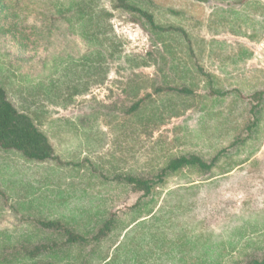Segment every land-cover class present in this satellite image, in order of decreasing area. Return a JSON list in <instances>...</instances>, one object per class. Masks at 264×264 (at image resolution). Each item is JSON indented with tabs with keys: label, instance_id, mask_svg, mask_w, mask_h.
<instances>
[{
	"label": "rangeland",
	"instance_id": "374dc122",
	"mask_svg": "<svg viewBox=\"0 0 264 264\" xmlns=\"http://www.w3.org/2000/svg\"><path fill=\"white\" fill-rule=\"evenodd\" d=\"M50 1L0 0V79L61 161L29 162L0 150V187L9 197L0 205V229L26 227L25 217L57 219L90 239L112 213L107 237L71 247H61V233L31 226L51 238L40 243L56 241L72 255L67 264L263 259L264 103L249 131L255 101L248 96L264 90V0H140L159 25L186 37L152 30L102 0L113 14L118 56L103 82L62 99L48 84L62 67L74 72L89 45ZM157 86L195 94L153 93ZM213 89L229 93L211 96ZM146 94L156 117L142 126L127 110ZM172 104L180 115L168 118ZM222 149L209 173L184 169L147 196L118 178L152 179L168 158L197 154L210 161ZM106 253L108 262H101Z\"/></svg>",
	"mask_w": 264,
	"mask_h": 264
},
{
	"label": "trees",
	"instance_id": "16d2710c",
	"mask_svg": "<svg viewBox=\"0 0 264 264\" xmlns=\"http://www.w3.org/2000/svg\"><path fill=\"white\" fill-rule=\"evenodd\" d=\"M101 1H50V6L55 9V12L62 15L72 31L78 34L89 45V50L79 59L77 64H74V72H71L73 70L71 67H62V71L59 70L61 77L58 76L48 84L49 92L52 93L55 91L58 95L57 98L62 99L67 95L72 96L85 93L89 84L103 82L108 71L109 60L118 56L119 50L117 49L118 46L114 38L115 34L112 31L110 23L113 14L102 6ZM107 1L110 2L113 10L133 14L137 20L141 21L142 19L146 22L152 30H172L174 32H180L186 37V33L182 29L177 27L166 29L164 26L159 25L155 21L154 15L142 5L140 0ZM242 3L248 4L250 0H242ZM56 70L58 71V69ZM197 70L202 69L197 68ZM164 92L191 96L195 94L192 89L187 87L157 86L153 89V93L156 94ZM235 92L241 95L238 90H235ZM228 93L229 91L215 89L209 92L211 96H225ZM248 97L256 103L250 109L252 123L248 126V129L252 131V128L259 123V111H257V107L264 103V90L255 91ZM149 98H151L149 94L140 97L127 110L128 114H136L139 119L138 122H141L142 126L152 120L153 116L156 115L155 103L153 101H151L153 103L151 109L147 107V104L150 103L147 102ZM169 107L170 112L168 118L180 115V110L177 106L172 104ZM153 110L155 111L154 113ZM0 150L18 153L29 162L41 163L55 160L61 163L55 154L53 144L48 136L38 128L32 116L26 111L18 109L9 99L3 79H0ZM224 152L225 149L218 151L210 161H206L202 156L197 154L168 158L152 179H144L137 176H120L118 178L121 183L129 185L135 191L142 192L143 195L147 196L153 192L156 186L162 185L168 175L182 172L184 169H197L201 173H209L216 167L220 156ZM8 181H3L4 188L8 187ZM8 199L7 192L3 187H0V205L6 203ZM14 209L18 212V209ZM113 217L114 215L111 213L90 239L85 233L75 232L64 225L61 220L25 217L26 227L0 229V264H45L47 261L52 262V264H67L73 258L72 255L70 253L67 254L63 249L60 250L56 241L50 242L48 239H45L40 243L38 239L50 237L46 233L45 236L37 233L31 224H33V227L47 232L61 233L64 238L61 247H71L107 237L112 230ZM138 219L136 218L132 222ZM115 241L113 242L114 245L116 243ZM107 258L108 255L106 253L104 255L102 254L99 260L105 262ZM203 262H206V260L204 259ZM212 264H220V262L216 260ZM245 264H264V258L261 260L254 259Z\"/></svg>",
	"mask_w": 264,
	"mask_h": 264
}]
</instances>
